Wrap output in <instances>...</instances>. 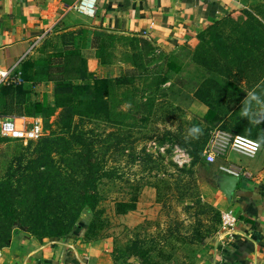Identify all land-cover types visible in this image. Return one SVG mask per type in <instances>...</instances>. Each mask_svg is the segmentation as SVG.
Here are the masks:
<instances>
[{"label": "rangeland", "instance_id": "obj_1", "mask_svg": "<svg viewBox=\"0 0 264 264\" xmlns=\"http://www.w3.org/2000/svg\"><path fill=\"white\" fill-rule=\"evenodd\" d=\"M248 5L240 19L223 21L221 39L206 47L198 39L165 52L134 35L98 38L88 17L75 12L43 39L25 62L29 81L0 86V116L40 114L45 126V135L28 144L0 137V252L55 238L105 245L112 264H193L213 253L222 230L217 196L227 197L228 176L220 157L210 165L203 154V168L182 144L208 143L216 128L235 134L238 123L241 135L264 146V39L257 36L264 32V2ZM103 39L99 54L95 43ZM130 72L138 74L134 84L103 92L119 114L108 107L62 128L52 78L94 85ZM162 76L171 81L157 88ZM206 79L220 80L233 102L225 109L235 108L237 123L202 121L208 116L196 106L209 108L193 94ZM237 86L243 98L232 94ZM135 94L146 105L153 99L155 109L137 107L130 101ZM80 138L98 164L93 212L81 204L88 166Z\"/></svg>", "mask_w": 264, "mask_h": 264}, {"label": "crops", "instance_id": "obj_2", "mask_svg": "<svg viewBox=\"0 0 264 264\" xmlns=\"http://www.w3.org/2000/svg\"><path fill=\"white\" fill-rule=\"evenodd\" d=\"M76 1L0 0V70L17 66L23 73L25 62L39 43L74 13L68 7ZM256 2L264 0H99L97 15L87 20L95 30L142 36L162 51L175 52L190 46L212 26L230 17L240 19L248 4ZM196 107L203 116H208L209 109ZM261 146L253 157L227 152L220 158L219 166L233 164L245 172L234 177L235 191L230 199L217 196L221 212L233 209L238 222L228 232L221 230L214 241L213 253L197 258L193 264H264V146ZM0 264H112V261L105 245L96 242L55 239L41 243L34 238L0 252Z\"/></svg>", "mask_w": 264, "mask_h": 264}, {"label": "trees", "instance_id": "obj_3", "mask_svg": "<svg viewBox=\"0 0 264 264\" xmlns=\"http://www.w3.org/2000/svg\"><path fill=\"white\" fill-rule=\"evenodd\" d=\"M222 23H218L211 28H209L207 31L201 33L199 35V40L201 41V44L199 47H206L211 44V40H215L216 43L218 42V39H221L222 35L218 33V30L221 28ZM262 28L264 29V25H262ZM99 31V30H98ZM100 33H95L98 38L99 36H109L110 33H107L105 31H99ZM136 36V35H134ZM259 39H264V32L261 30L259 34H257ZM140 38H144L142 36H138ZM210 37V38H209ZM209 38V39H208ZM97 42L95 47L97 48L99 54L101 51L104 50V39L101 42ZM93 43L94 41H90V43ZM246 45V44H245ZM260 47L264 48V43L260 45ZM137 48V47H136ZM139 68V67H137ZM232 72V70H231ZM133 73L132 76H128V74H125L123 76L115 77L114 79L111 78H104L100 81H96L94 85H85V84H73L68 82L64 77H56L52 78L51 80H55V88H54V104L57 107V109H60V113L58 115V122L63 126V129H66L67 131L70 130L77 118L81 120L85 119H93L94 115L97 113V110L101 109H109V102L108 98L104 96L103 92H107L110 94L113 89H121L123 86H129L135 83L137 80V75L134 74L135 72H130L129 74ZM264 79V75L262 76ZM23 84L21 85H13V84H5L2 85L7 88H13V87H19L21 88L26 81H29V79L26 76L25 68L23 66ZM82 81L88 80L87 75L81 77ZM170 78L168 77H160L156 82H154V85L157 88H160L161 86L167 84L170 82ZM36 83V81H33ZM232 82V81H230ZM220 80H204L198 85L197 89L195 90L193 96L195 100H199L200 102L204 103L209 108V114L208 118L202 121L208 122L215 121L217 124L224 123L227 119L234 120L235 123H237L239 114L235 110V108L231 110H227L226 105L233 103L232 101H228V99H225L224 97L228 96L226 94V90H223L221 88ZM228 92V90H227ZM237 93L238 98L240 97L242 93L241 89L238 88L237 90L232 93ZM111 96V94L109 95ZM245 96V95H244ZM134 97L136 98V94L130 97V101L132 103H135V105L139 108L146 107L147 109L154 110L155 101L153 99L150 100L149 105H146V103L134 101ZM114 98V97H113ZM239 101H236L235 104H237ZM24 106V104H23ZM154 108V109H153ZM111 111L114 113L119 114L120 111H118L115 106L110 107ZM16 116H26V117H42L40 114H26L21 113L20 115ZM196 120V118H195ZM201 120V119H197ZM70 132V131H69ZM56 132H53V136H56ZM65 134V133H64ZM235 134H240L238 132V123H237V130H235ZM241 135V134H240ZM79 135H77L78 137ZM82 136V134H80ZM244 136V135H243ZM253 136V135H250ZM79 138V137H78ZM250 138V137H249ZM208 139V138H207ZM7 141H11L9 139H5ZM207 141V140H206ZM204 142L201 144H185V142L182 144L183 148H187L191 146V149H188L190 152L191 157L193 158V161L200 164L203 168H206V163L203 159V151L205 148V145L207 142ZM79 143L84 146L86 149L87 155H84V160L87 164V174L85 175V181L83 186V191L81 194V204L82 208L88 210L89 212H93L98 204H99V198L96 193L97 186H98V180H99V173H98V164L96 161L93 160V153H92V146L89 145L85 139L80 138ZM211 165V164H210ZM55 240V238L53 239Z\"/></svg>", "mask_w": 264, "mask_h": 264}, {"label": "built area", "instance_id": "obj_4", "mask_svg": "<svg viewBox=\"0 0 264 264\" xmlns=\"http://www.w3.org/2000/svg\"><path fill=\"white\" fill-rule=\"evenodd\" d=\"M99 10V0H77L68 7V11L76 12L87 17H95ZM23 73L17 66L0 70V86L5 84H23ZM45 135L44 121L41 117L26 116H0V137L11 141L28 144ZM261 144L249 137L233 134L219 128L211 132L210 139L203 151L206 161L216 163L218 158H223L227 152H235L247 157L255 156ZM220 171L233 177H241L245 172L233 164L219 166ZM238 222V217L233 209L222 212L221 229L224 232L232 230Z\"/></svg>", "mask_w": 264, "mask_h": 264}, {"label": "water", "instance_id": "obj_5", "mask_svg": "<svg viewBox=\"0 0 264 264\" xmlns=\"http://www.w3.org/2000/svg\"><path fill=\"white\" fill-rule=\"evenodd\" d=\"M229 186L223 187V190L225 191V194L230 199L235 191V183L236 178L234 177H228Z\"/></svg>", "mask_w": 264, "mask_h": 264}]
</instances>
